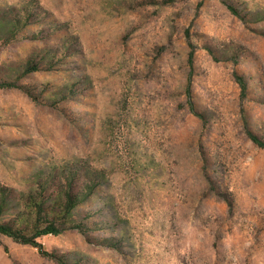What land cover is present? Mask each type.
<instances>
[{
    "label": "rangeland",
    "instance_id": "1",
    "mask_svg": "<svg viewBox=\"0 0 264 264\" xmlns=\"http://www.w3.org/2000/svg\"><path fill=\"white\" fill-rule=\"evenodd\" d=\"M0 82V221L91 187L68 264H264V0H0Z\"/></svg>",
    "mask_w": 264,
    "mask_h": 264
},
{
    "label": "trees",
    "instance_id": "2",
    "mask_svg": "<svg viewBox=\"0 0 264 264\" xmlns=\"http://www.w3.org/2000/svg\"><path fill=\"white\" fill-rule=\"evenodd\" d=\"M192 52L189 53V62L192 63ZM236 79L239 82L242 91L246 90V82L243 77L239 74H236ZM2 85H16L15 82H0ZM20 87V86H18ZM186 93L188 98L191 99V91H190V82H188L186 87ZM191 108H193V103L190 102ZM249 136L257 142L259 145L264 146V141L258 137L254 132L249 131ZM87 191L84 195L81 196L80 193H73L71 190H66L65 199L59 204L60 206L57 208V211H60L59 218L61 222L59 224L56 223V216L48 213V210L44 207L42 202H37L36 209L34 211V215L20 211L18 218L20 220V224L15 225L11 222L0 221V233L7 235L14 240L22 243H27L37 247L38 251L47 257L54 258L59 264H68L65 257L57 254L55 252H51L46 250L43 247V244L39 241V237L45 234H58L62 232L64 229L68 227H81L79 224H67L69 221V216L71 211L75 207L77 203L82 201L85 197L89 195L91 192ZM8 198V193L4 187H0V215L4 210V206L6 205V200ZM54 214L56 212V207H51ZM51 215V217H49ZM34 218V219H33ZM41 219H45V222H42Z\"/></svg>",
    "mask_w": 264,
    "mask_h": 264
}]
</instances>
